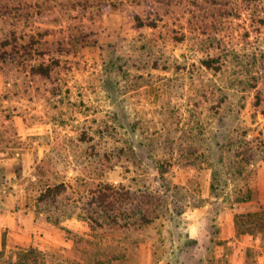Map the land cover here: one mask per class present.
Masks as SVG:
<instances>
[{
  "label": "rangeland",
  "instance_id": "1",
  "mask_svg": "<svg viewBox=\"0 0 264 264\" xmlns=\"http://www.w3.org/2000/svg\"><path fill=\"white\" fill-rule=\"evenodd\" d=\"M39 109H56L57 143L38 184L0 165V212L16 175L21 208L69 186L36 202L33 234L3 232L0 264H264V0H0V156L26 147L12 115ZM104 182L156 190L160 218L91 229ZM227 215L251 234L240 246L220 236Z\"/></svg>",
  "mask_w": 264,
  "mask_h": 264
},
{
  "label": "crops",
  "instance_id": "2",
  "mask_svg": "<svg viewBox=\"0 0 264 264\" xmlns=\"http://www.w3.org/2000/svg\"><path fill=\"white\" fill-rule=\"evenodd\" d=\"M42 103L39 104V107ZM56 109L51 113H46L44 110L39 109L35 114H24L15 113L12 115L11 120H14L17 126V133L21 139L26 140V147H20L12 151V155H5L1 152L0 156V165H4L6 168H12L15 164L20 165V171H25L29 176V181L34 183H40L41 174L39 170V163L43 160V157L49 152L53 151L58 140L59 132H55L57 126L56 119L58 118ZM6 119L10 117L6 116ZM65 131V130H63ZM63 133H67L66 131ZM73 133L72 130H69L68 134ZM22 161L21 163L19 161ZM69 162V161H68ZM66 171L70 173L74 168L72 166H66ZM24 176L16 175L14 180H11L10 185L7 188L5 209L0 212V248L2 247V235L6 230L8 234H12L15 237L22 239L25 237V234H33V232L38 229L36 224L37 216L42 215V211L37 208L36 202H39V196L41 195L42 187L35 194L33 198V206H24L21 208L19 204L22 201L29 200V194L26 192L22 184V179ZM176 178V177H175ZM178 180V178H176ZM186 180V179H185ZM185 180L181 179L180 181L185 183ZM68 181V180H67ZM65 180L61 183L66 187L69 186V183ZM47 185H53L50 182H45L44 189ZM43 186V185H42ZM43 189V190H44ZM33 197V195H32ZM59 196H57L58 198ZM202 207H193L185 212L187 217H191L189 220V227L187 228L188 237L195 239H201L207 232H210L211 229L205 227V218L202 216ZM20 218V219H19ZM219 233L222 239L227 240L228 245H237V243L242 245L241 239L251 237V234L245 233L243 235H236V228L233 223L230 221L229 215L227 217H218ZM225 222L223 223V221ZM203 223V225H201ZM31 236V235H30ZM32 237V236H31ZM27 238V237H25ZM242 247V246H241ZM244 260L242 255H240L236 263L243 264Z\"/></svg>",
  "mask_w": 264,
  "mask_h": 264
},
{
  "label": "trees",
  "instance_id": "3",
  "mask_svg": "<svg viewBox=\"0 0 264 264\" xmlns=\"http://www.w3.org/2000/svg\"><path fill=\"white\" fill-rule=\"evenodd\" d=\"M39 70L42 71V68ZM65 189L62 183L47 185L41 191L38 201L51 200L54 202ZM88 194L91 199L87 200L83 218L91 229L104 226L121 230L135 226L139 229L152 224L161 216V197L156 190L138 189L134 191L124 184L113 185L104 182L92 187ZM96 212L99 213L98 216ZM28 253L32 255L33 251L29 250ZM24 256L28 255L25 253ZM35 263L37 261L34 258L32 264Z\"/></svg>",
  "mask_w": 264,
  "mask_h": 264
}]
</instances>
